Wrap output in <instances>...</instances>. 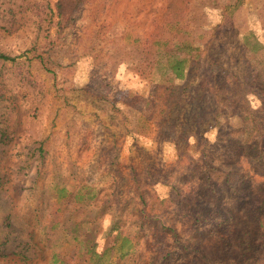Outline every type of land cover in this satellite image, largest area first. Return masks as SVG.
<instances>
[{
	"label": "rangeland",
	"instance_id": "1",
	"mask_svg": "<svg viewBox=\"0 0 264 264\" xmlns=\"http://www.w3.org/2000/svg\"><path fill=\"white\" fill-rule=\"evenodd\" d=\"M56 2L0 0V264L248 260L264 0Z\"/></svg>",
	"mask_w": 264,
	"mask_h": 264
},
{
	"label": "trees",
	"instance_id": "2",
	"mask_svg": "<svg viewBox=\"0 0 264 264\" xmlns=\"http://www.w3.org/2000/svg\"><path fill=\"white\" fill-rule=\"evenodd\" d=\"M86 0H57L56 2V12L58 16V22L59 26H63L68 20L71 19V13L73 10L77 9L79 4L83 3ZM0 58L1 59H9L13 60L14 57L9 56L7 54H4L0 52ZM185 58H176L174 60V63L172 64V67L176 71V75L179 74L181 65ZM263 62V60L261 61ZM256 77L260 78V72L256 74ZM254 91L257 89L256 86H252ZM252 115H254L255 118L263 119L264 114H260L257 116L256 111L252 110ZM261 124L255 123L254 128L255 130H259ZM247 128H240V130H245ZM258 155L264 156V153L259 150L257 152ZM218 171V170H217ZM210 179V178H208ZM211 180V179H210ZM212 183V181H210ZM255 210L259 211V215H261V219L258 222V227H260L259 231L252 237V240L249 241L248 238V232L243 231V233L239 236V242L237 249L241 251L240 249L244 248L246 246V249L249 250V257L248 260L245 258L242 260L241 264H264V197L262 198H256L254 202V208Z\"/></svg>",
	"mask_w": 264,
	"mask_h": 264
}]
</instances>
